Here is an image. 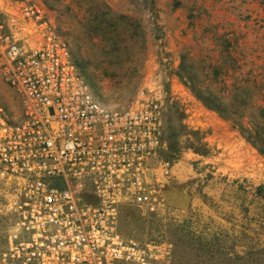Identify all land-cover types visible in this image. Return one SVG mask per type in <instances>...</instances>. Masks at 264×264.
<instances>
[{
  "label": "rangeland",
  "instance_id": "374dc122",
  "mask_svg": "<svg viewBox=\"0 0 264 264\" xmlns=\"http://www.w3.org/2000/svg\"><path fill=\"white\" fill-rule=\"evenodd\" d=\"M24 1L48 9L103 105L122 107L141 89L154 92L163 115V158L174 166L186 161L195 173L176 185L173 169L166 205L157 211L122 207L123 235L164 239L183 264H264V157L179 76L185 55L209 92L241 105L245 121L258 117L264 107V0ZM0 92L10 117L20 118L19 96ZM252 167L258 169L254 179L244 174ZM215 185L219 198L206 189ZM9 198L0 180L1 246L17 220ZM233 198L241 202L234 205Z\"/></svg>",
  "mask_w": 264,
  "mask_h": 264
},
{
  "label": "built area",
  "instance_id": "2783aa9c",
  "mask_svg": "<svg viewBox=\"0 0 264 264\" xmlns=\"http://www.w3.org/2000/svg\"><path fill=\"white\" fill-rule=\"evenodd\" d=\"M0 87L23 110L12 119L0 97V180L17 219L2 264H183L168 241L119 229L122 207L165 206L173 177L153 91L103 105L48 9L24 0H0Z\"/></svg>",
  "mask_w": 264,
  "mask_h": 264
},
{
  "label": "trees",
  "instance_id": "16d2710c",
  "mask_svg": "<svg viewBox=\"0 0 264 264\" xmlns=\"http://www.w3.org/2000/svg\"><path fill=\"white\" fill-rule=\"evenodd\" d=\"M73 58L81 74L90 82L89 74L82 60L74 57V55ZM192 69L193 66L190 64V59L183 55L179 69L181 79H183L185 84L189 85L195 96L207 108L219 113L223 119L231 121L245 140L253 145L264 157V107L259 108L258 117H255L256 114L254 116L251 115L250 119L252 120L245 121L246 113L245 110L241 109V105L237 106L236 103L229 104L222 95L209 92L204 84L205 81L199 80Z\"/></svg>",
  "mask_w": 264,
  "mask_h": 264
},
{
  "label": "crops",
  "instance_id": "0c3cea01",
  "mask_svg": "<svg viewBox=\"0 0 264 264\" xmlns=\"http://www.w3.org/2000/svg\"><path fill=\"white\" fill-rule=\"evenodd\" d=\"M219 135H214V137L211 136V140H215L218 141ZM236 139L232 141V143H235ZM188 166L186 161H182V162H176L175 166H174V179H173V184L176 183V185L180 184V182H183L187 177L189 178L190 176L194 175L195 173L193 171H190L189 168H186ZM186 168V169H185ZM228 172V171H227ZM226 172V174H227ZM229 174H233L232 172H230ZM245 175L250 176V178L254 179L256 176H258V169L256 171H254V168H251V173H249L247 170L244 171ZM171 184V185H173ZM176 188L173 189L171 193V197L170 199H172L173 204L176 203V192L174 191ZM207 191L209 192L210 195H212L214 198H219L220 194L219 192L221 191L220 186L219 185H215L214 187H207L206 188ZM236 189H234L233 191H235ZM186 193V191H184ZM169 193V191H168ZM168 196H170L168 194ZM232 204L237 205L239 202H241L240 199L238 198H233L232 199ZM196 201L198 202V199H196ZM176 205V204H175ZM179 206H178V210H179ZM236 211L238 210V208H235ZM217 219H227V217H221V216H216Z\"/></svg>",
  "mask_w": 264,
  "mask_h": 264
}]
</instances>
